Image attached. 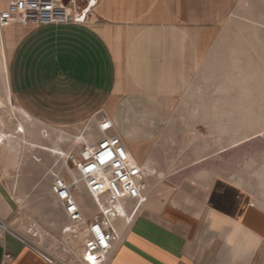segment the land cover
<instances>
[{
    "label": "crops",
    "instance_id": "1",
    "mask_svg": "<svg viewBox=\"0 0 264 264\" xmlns=\"http://www.w3.org/2000/svg\"><path fill=\"white\" fill-rule=\"evenodd\" d=\"M238 1L98 0L84 24L15 23L0 32L2 100L9 104V96L28 123L35 121L39 137L46 139L45 131L53 143L58 135L72 143L89 129L67 134L97 126L106 114L143 166L144 202L130 224H120L108 264H264V208L228 178L186 177V166L217 164L213 149L220 146L210 134L188 147L197 152L173 155L181 142L172 134L182 130L168 119L176 112L251 111L233 107L235 72L227 76L234 38L245 34L219 28ZM8 4L0 0V11ZM23 126L24 133L15 130L0 143V222L10 230L0 238V264H48L40 252L70 264L69 245L54 242L69 224L51 189L55 172L44 179L42 159L28 157L26 148L42 151L36 147L43 143L27 139ZM223 132L228 153L246 140ZM78 240L74 264L83 251Z\"/></svg>",
    "mask_w": 264,
    "mask_h": 264
},
{
    "label": "rangeland",
    "instance_id": "2",
    "mask_svg": "<svg viewBox=\"0 0 264 264\" xmlns=\"http://www.w3.org/2000/svg\"><path fill=\"white\" fill-rule=\"evenodd\" d=\"M222 27L235 29L240 34H245L234 38L235 53L234 55L229 54L227 61L229 65L227 72L229 74L227 73V76L230 80L232 76L231 71L235 72L233 75L235 80L234 89L237 94L233 107L251 109V111L174 113L168 119L173 122L177 120V124L181 126V130L184 132L172 134L177 141L181 142V144L179 143L181 148L177 147L172 150V153L173 155H181L186 152H197L196 148L188 149V147H194L197 141L202 144L207 138L210 140L212 137L210 134H212L211 140L214 142L217 140L220 146L217 149H213L215 151L213 154L217 156L218 163L202 166H186L189 168V171L186 172V177L199 180L198 182L215 176L228 178L232 182L244 186L264 208V0H239L230 19L224 25L219 26V28ZM232 55L235 57L233 61ZM238 60H241L240 68H238ZM231 63H234V70L230 68ZM223 66L220 64V70L224 73ZM223 73L221 72L220 77L225 74ZM9 98L8 96L9 104L3 102L0 88V101L3 102L0 108V132L8 133L13 138L16 136L15 130L18 132L17 128L19 125L24 124L27 131V139L43 143V145L36 147L42 151H35L28 147L26 148V152L28 157L37 156L42 159V163L38 165V168L44 173V179L47 173L50 174L48 178L51 179V173L55 172L71 181L73 176L69 167L74 174L77 173L76 169L70 162L68 166L63 160L55 157L52 152L55 144L50 139H47L46 136L48 134L43 130V135L46 139L39 137L41 132L37 123L35 121L33 123L29 121L28 123L29 119L20 111L16 104H12L11 98ZM243 98L250 100H244ZM220 107L224 108L226 105ZM205 122L208 128L204 124L200 125V123ZM87 129L90 130L88 132L89 136L87 135L88 143L95 144L99 140L100 134L94 122L88 124L78 134L71 133L67 135L74 138L83 134ZM230 129L234 131L235 142L246 140L228 153L226 152L227 149L223 148V145L231 139L228 135L225 136L226 133L223 131ZM53 135H51V139H53ZM239 135L240 137H238ZM243 136L245 138H242ZM160 138L161 136L158 137V140ZM247 139L249 140L247 141ZM88 143L82 145H75L73 142L64 143L61 148L68 153V156L69 154L80 156ZM14 144L15 142L12 143V145ZM226 158H229V161ZM47 161L48 163H46ZM184 167L175 166L176 169ZM82 187H80L78 195L81 194ZM79 201L84 204L88 218L93 217L95 207L85 191L79 197ZM54 242L55 245H59V242L69 245L71 250L69 262L70 264H74L81 246L78 238L63 236L59 240H54Z\"/></svg>",
    "mask_w": 264,
    "mask_h": 264
},
{
    "label": "built area",
    "instance_id": "3",
    "mask_svg": "<svg viewBox=\"0 0 264 264\" xmlns=\"http://www.w3.org/2000/svg\"><path fill=\"white\" fill-rule=\"evenodd\" d=\"M93 0H9L0 11V32L12 25L38 27L87 22ZM98 2V0H97ZM99 140L90 149L86 145L80 156L70 154L68 161L76 169L79 183L85 188L95 207L87 216L79 201V187L58 173L53 174L52 192L69 224L63 233L83 241L79 264H108L109 256L122 237L120 224H130L142 206L147 190L146 174L116 134L111 118L102 114L97 123ZM10 233L0 222V238ZM48 264H65L41 253ZM6 260H12L7 254Z\"/></svg>",
    "mask_w": 264,
    "mask_h": 264
},
{
    "label": "bare ground",
    "instance_id": "4",
    "mask_svg": "<svg viewBox=\"0 0 264 264\" xmlns=\"http://www.w3.org/2000/svg\"><path fill=\"white\" fill-rule=\"evenodd\" d=\"M91 6H95V4H97V0H93L91 2ZM1 54V52H0ZM2 59V58H1ZM3 105V102L0 101V108L1 106ZM18 131H20L21 133H24L25 132V129H24V126L23 124H20L19 125V129ZM90 131V130H89ZM88 131V132H89ZM85 133L84 135L80 136V137H77L73 140V143L75 145H82L84 142L85 144H87L88 142V139L87 137L89 136V134ZM88 135V136H87ZM14 136V135H13ZM12 139V135H9L8 133H4V132H0V143H4L5 141L7 140H10ZM67 142H70L68 140V138L62 136V135H58L55 139H54V143L55 144V147H54V150L52 151L53 154L55 155L56 158H58L59 160H63L68 166H69V161H68V153H66L61 147L60 145H62L63 143H67ZM92 143V142H91ZM95 144H89L88 143V146H89V149ZM70 155V154H69ZM70 171L72 172V175H73V179L78 185L79 189L81 186H83L81 183H79V178H78V175L77 173L74 174V172L71 170V168L69 167ZM54 174V173H53ZM147 185V183H146ZM68 237H72V236H69L67 235Z\"/></svg>",
    "mask_w": 264,
    "mask_h": 264
},
{
    "label": "water",
    "instance_id": "5",
    "mask_svg": "<svg viewBox=\"0 0 264 264\" xmlns=\"http://www.w3.org/2000/svg\"><path fill=\"white\" fill-rule=\"evenodd\" d=\"M68 1H69V0H65V4H67V3H68Z\"/></svg>",
    "mask_w": 264,
    "mask_h": 264
}]
</instances>
